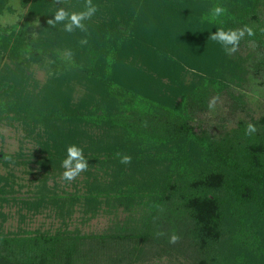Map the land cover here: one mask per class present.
Wrapping results in <instances>:
<instances>
[{
    "label": "trees",
    "instance_id": "trees-1",
    "mask_svg": "<svg viewBox=\"0 0 264 264\" xmlns=\"http://www.w3.org/2000/svg\"><path fill=\"white\" fill-rule=\"evenodd\" d=\"M21 3L22 20L0 26V124L17 120L35 146L0 155V164L35 162L43 176L29 207L56 208L63 224L0 230V264H92L101 254L109 264H136L152 248L184 246L196 264H264V113L218 134L200 117L213 97L245 103L234 93L250 75L264 80V0H93L99 10L86 33L47 24L55 0ZM217 4L227 9L223 24L212 22ZM6 11H14L10 0H0ZM244 25L254 35L233 55L209 39L219 27ZM35 64L49 72L45 81L34 77ZM247 123L257 132L246 135ZM71 144L89 169L62 196L57 177ZM8 180L0 174V205ZM77 205L88 220L127 214L85 233L70 226ZM173 232L180 240L169 244Z\"/></svg>",
    "mask_w": 264,
    "mask_h": 264
},
{
    "label": "rangeland",
    "instance_id": "rangeland-1",
    "mask_svg": "<svg viewBox=\"0 0 264 264\" xmlns=\"http://www.w3.org/2000/svg\"><path fill=\"white\" fill-rule=\"evenodd\" d=\"M10 4L13 6L14 11L0 13V26H15L22 20L27 10V7H23L21 0H10ZM248 46L250 47L252 44ZM249 47L241 49L242 52L251 53L252 49ZM33 71L34 77L41 82L45 81L49 75L47 69L37 64L33 66ZM238 93L245 95V103L236 100L234 96L228 93L217 97L214 109H208L201 114L203 124L218 134L226 128L235 126L240 119L259 117L264 113V80L261 76L250 75L244 87L236 88L234 94ZM24 133L17 120H4L0 124V155L15 153L22 148L31 154L35 141L24 136ZM12 166L13 169H8L0 164V174L7 175L8 182H10L6 188L8 199L0 205V230L5 232L18 229L27 232H34L36 229L56 231L57 227L63 224L62 217L58 214L59 211L56 208H45L43 211L34 212V209L30 208L28 203V201L32 202L34 200V193L40 187L41 180L37 177L43 176V173H40L41 169H36V163L32 160L29 164H12ZM78 177L81 178V175ZM57 180L59 183L56 191L58 190L62 196H66V193L68 195L75 189V181L74 183L73 181L66 183L61 176L57 177ZM54 181L51 177L48 182L49 185L53 186ZM82 208L81 205L76 206V211L69 222L72 229L78 227L85 233L104 232L114 224V221L125 218L127 214L123 208H120L116 214L104 211L89 220L86 218V220ZM112 254L115 253L112 252ZM98 257L99 259L92 264H109L107 260H103L102 254ZM194 258L192 250L187 246H184V248H169L168 251L152 248L145 252L136 264H196Z\"/></svg>",
    "mask_w": 264,
    "mask_h": 264
},
{
    "label": "clouds",
    "instance_id": "clouds-1",
    "mask_svg": "<svg viewBox=\"0 0 264 264\" xmlns=\"http://www.w3.org/2000/svg\"><path fill=\"white\" fill-rule=\"evenodd\" d=\"M67 0H55V7L53 18L47 20V24L50 27H56L57 25H63V31L72 33L79 29L81 32H87L86 21H90L93 16L98 12L99 6L93 3V0H85L84 8L81 11H70L68 8L61 6L66 4ZM227 12V9L223 5H215L211 9L212 22H219L223 24L220 19ZM251 37L254 35L252 27L244 25L238 28L225 29L219 27L214 33H211L209 39L220 44L228 55H233L239 51L241 41L245 36ZM82 44H86L87 40L81 41ZM69 57L71 53H68ZM217 97H213L208 104V108L214 109ZM257 132V127L252 123H247L245 128L246 135H253ZM66 158L62 161L61 167L64 169L61 178L67 182H72L80 176L81 173L86 172L89 169L88 159L84 155V150L76 144H71L66 148ZM119 162L124 165L131 164L132 157L127 154L117 153ZM6 160H11V157H5ZM165 233L158 232L157 236H163ZM180 240V236L173 232L168 239L169 244H176Z\"/></svg>",
    "mask_w": 264,
    "mask_h": 264
}]
</instances>
